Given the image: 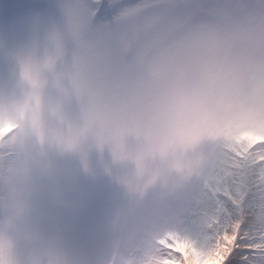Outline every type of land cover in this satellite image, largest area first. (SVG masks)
<instances>
[{
  "label": "clouds",
  "instance_id": "1",
  "mask_svg": "<svg viewBox=\"0 0 264 264\" xmlns=\"http://www.w3.org/2000/svg\"><path fill=\"white\" fill-rule=\"evenodd\" d=\"M100 3H74L0 93V264H223L244 241L245 264H264V0H108L98 22ZM94 158L140 222L130 257L101 262L39 227L42 196L69 206ZM202 210L203 229L171 227Z\"/></svg>",
  "mask_w": 264,
  "mask_h": 264
},
{
  "label": "rangeland",
  "instance_id": "2",
  "mask_svg": "<svg viewBox=\"0 0 264 264\" xmlns=\"http://www.w3.org/2000/svg\"><path fill=\"white\" fill-rule=\"evenodd\" d=\"M79 0H0V93H11L18 87L20 61L39 49L45 38L62 31L66 7ZM131 0H121L124 6ZM223 4L227 0H208ZM116 7L104 0L96 9V20L112 17ZM58 167L67 172L71 166L62 162ZM96 175L81 177L71 188L69 206H52L46 196L40 200L39 227L45 232L60 230L67 248L90 258L115 259L134 255L143 244L140 222L132 215L121 216L118 189L99 174L100 162L93 159ZM48 190L41 183V191ZM84 203L83 209L79 207ZM179 225H172L175 229ZM113 247V248H112ZM112 248V249H111Z\"/></svg>",
  "mask_w": 264,
  "mask_h": 264
},
{
  "label": "trees",
  "instance_id": "3",
  "mask_svg": "<svg viewBox=\"0 0 264 264\" xmlns=\"http://www.w3.org/2000/svg\"><path fill=\"white\" fill-rule=\"evenodd\" d=\"M218 207L220 209H229L231 205L228 204L225 198H219ZM215 210V209H214ZM207 216L205 211H201L198 216L193 214V220L186 225H183L182 230L185 234H193L204 228L206 224ZM180 225V226H181ZM179 226V227H180ZM251 253L246 251L243 247L237 248L234 253L229 257L227 264H245L244 257L250 256Z\"/></svg>",
  "mask_w": 264,
  "mask_h": 264
},
{
  "label": "snow or ice",
  "instance_id": "4",
  "mask_svg": "<svg viewBox=\"0 0 264 264\" xmlns=\"http://www.w3.org/2000/svg\"><path fill=\"white\" fill-rule=\"evenodd\" d=\"M78 14L79 13H78L77 9L75 8V6L72 3L67 5V7H66V16H67V20H68L70 25L73 23L74 18H76L78 16ZM258 162L259 163H264V159H260ZM245 186H246L245 182L243 180H241V190L242 191H243ZM254 187H255L256 190L264 191V184H260L258 182V183H256V185ZM246 196H247V193H245V199H246ZM243 202L244 201L242 200L241 203H243ZM225 235H226V233H225ZM243 243L245 245L244 249L249 252L248 248L246 247L247 241H244ZM228 244H231L230 240L228 241ZM236 249L237 248H234L229 254L227 248L225 247V249H224L225 256L220 257V260L223 262V264H227V261H228L229 257L234 253V251ZM174 251L176 253L181 254L185 258L187 257L186 245H182V244L177 243L176 246H175ZM193 255L195 256L196 253H193ZM247 257L248 256L244 257V259H247ZM165 264H178V261H171V262L166 261ZM194 264H199V261L198 260L195 261Z\"/></svg>",
  "mask_w": 264,
  "mask_h": 264
}]
</instances>
